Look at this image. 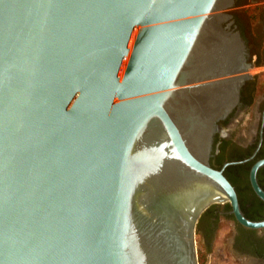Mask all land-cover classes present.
<instances>
[{
  "label": "water",
  "instance_id": "1",
  "mask_svg": "<svg viewBox=\"0 0 264 264\" xmlns=\"http://www.w3.org/2000/svg\"><path fill=\"white\" fill-rule=\"evenodd\" d=\"M235 1L0 0V264H197L212 204L264 227L209 165L250 78Z\"/></svg>",
  "mask_w": 264,
  "mask_h": 264
},
{
  "label": "flooded vegetation",
  "instance_id": "2",
  "mask_svg": "<svg viewBox=\"0 0 264 264\" xmlns=\"http://www.w3.org/2000/svg\"><path fill=\"white\" fill-rule=\"evenodd\" d=\"M234 22L245 48L249 79L238 91L237 103L226 117L217 122L209 165L222 171L233 187L240 212L251 222L264 220V203L249 183L251 166L264 159V0H236L226 12ZM256 182L264 193V167L256 172ZM228 203L212 204L199 216L195 225L202 239L200 264H264V227L239 225ZM216 241V242H215ZM217 243V247L214 244Z\"/></svg>",
  "mask_w": 264,
  "mask_h": 264
},
{
  "label": "rangeland",
  "instance_id": "3",
  "mask_svg": "<svg viewBox=\"0 0 264 264\" xmlns=\"http://www.w3.org/2000/svg\"><path fill=\"white\" fill-rule=\"evenodd\" d=\"M260 73H264V71H262ZM194 243H195V251H196V261H197V264H200L199 260H197V257L199 259V254L202 255L204 252L203 251V249H204L203 241H202V239H198V237L196 235H194ZM216 247H217V243L214 244L213 248H216Z\"/></svg>",
  "mask_w": 264,
  "mask_h": 264
}]
</instances>
